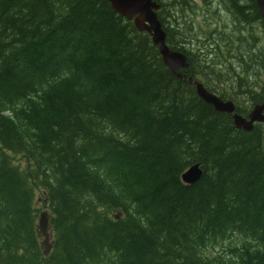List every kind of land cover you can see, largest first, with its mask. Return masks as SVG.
Returning <instances> with one entry per match:
<instances>
[{
	"label": "trees",
	"instance_id": "16d2710c",
	"mask_svg": "<svg viewBox=\"0 0 264 264\" xmlns=\"http://www.w3.org/2000/svg\"><path fill=\"white\" fill-rule=\"evenodd\" d=\"M155 1L186 76L263 100L255 0ZM0 264H264V122L205 102L108 0H0Z\"/></svg>",
	"mask_w": 264,
	"mask_h": 264
},
{
	"label": "water",
	"instance_id": "95a60500",
	"mask_svg": "<svg viewBox=\"0 0 264 264\" xmlns=\"http://www.w3.org/2000/svg\"><path fill=\"white\" fill-rule=\"evenodd\" d=\"M111 6L124 17L132 19L139 30L147 31L152 41L158 44L164 63L170 71L177 76L188 79L195 86L196 93L205 102L212 104L218 111L230 113L237 127L245 130L253 128L254 121H264V99L255 104L248 117L235 111V104L231 99H223L217 93L209 90L200 80L192 76H186L182 69L187 68L189 63L184 52L171 48L166 42V33L158 18L156 9L159 3L155 0H108ZM264 20V0H255ZM202 173L199 162L190 164L182 173L181 180L185 184L197 181Z\"/></svg>",
	"mask_w": 264,
	"mask_h": 264
},
{
	"label": "rangeland",
	"instance_id": "374dc122",
	"mask_svg": "<svg viewBox=\"0 0 264 264\" xmlns=\"http://www.w3.org/2000/svg\"><path fill=\"white\" fill-rule=\"evenodd\" d=\"M198 3V2H197ZM200 3V2H199ZM216 4V3H215ZM200 6H203V3H200ZM194 9L197 10L198 7L194 6ZM189 10V8H188ZM193 13V17L195 18V16L197 15V12H192ZM224 15V13L222 14ZM257 28H258V31L260 32V35L263 36V41H264V30H263V27L261 25H257ZM236 89V86L233 87ZM242 88V87H241ZM245 106H249V102H244L243 103ZM14 157V161L16 163H18L19 165L23 166L25 164V160L22 156L16 154ZM43 196H42V193L40 190H37V193H36V202H35V206L37 208V212H36V215H37V219H38V223H39V232H40V241H41V244H42V247L45 249V251H48L50 249V245H49V242L51 240V238H49V235H50V232H51V229H50V225H49V215L46 213L48 211V208H45V203H44V200H43ZM42 213H44V218L42 216ZM240 237L239 236H236L234 235L232 238H231V242L232 243H239L240 242ZM228 242H223L220 244L221 245H225L227 244ZM220 248L219 247H216V248H208L207 250V253H211L213 251H217L219 250Z\"/></svg>",
	"mask_w": 264,
	"mask_h": 264
},
{
	"label": "flooded vegetation",
	"instance_id": "af4514ba",
	"mask_svg": "<svg viewBox=\"0 0 264 264\" xmlns=\"http://www.w3.org/2000/svg\"><path fill=\"white\" fill-rule=\"evenodd\" d=\"M203 83V82H202ZM223 99H226V98H223ZM227 99H229V98H227ZM233 101V100H232ZM234 102V101H233ZM261 102V101H260ZM260 102H255V103H253V104H251L252 102H249V106H245L244 104H237L236 105V103L234 102V104H235V110H237V112H239L240 114H242L243 116H245V117H248V113L250 112V110H251V108L255 105V104H257V103H260ZM262 122H264V121H254V123H253V127H254V125L255 124H257V123H262Z\"/></svg>",
	"mask_w": 264,
	"mask_h": 264
},
{
	"label": "bare ground",
	"instance_id": "6f19581e",
	"mask_svg": "<svg viewBox=\"0 0 264 264\" xmlns=\"http://www.w3.org/2000/svg\"><path fill=\"white\" fill-rule=\"evenodd\" d=\"M181 51V50H180ZM183 52V51H182ZM193 84V83H192ZM196 91V90H195ZM236 111V110H235ZM237 112V111H236ZM251 130V129H250Z\"/></svg>",
	"mask_w": 264,
	"mask_h": 264
}]
</instances>
